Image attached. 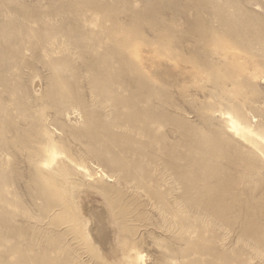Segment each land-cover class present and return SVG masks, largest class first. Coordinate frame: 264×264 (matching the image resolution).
Here are the masks:
<instances>
[{
  "label": "rangeland",
  "instance_id": "rangeland-1",
  "mask_svg": "<svg viewBox=\"0 0 264 264\" xmlns=\"http://www.w3.org/2000/svg\"><path fill=\"white\" fill-rule=\"evenodd\" d=\"M227 114L264 134V0H0V264H264Z\"/></svg>",
  "mask_w": 264,
  "mask_h": 264
},
{
  "label": "bare ground",
  "instance_id": "bare-ground-1",
  "mask_svg": "<svg viewBox=\"0 0 264 264\" xmlns=\"http://www.w3.org/2000/svg\"><path fill=\"white\" fill-rule=\"evenodd\" d=\"M225 121L227 124L228 132L231 134V137L233 139H235V141L237 143H239L240 146H242L244 149H246L249 154H252L253 157L259 159V161L261 162V164L264 168V134H263V132H260L259 130H254L251 127H247V126L243 125L236 118H234L233 116L228 115V114L225 116ZM50 157H51V161L50 162H44L43 164L46 165L50 170L54 171L55 173L60 172V173L65 174V175H71L72 177H75L76 181L81 183V185H87V184L93 182L92 176L87 171H84V170H82L76 166H72L71 164H68L64 160V158H63L64 156L62 157L58 153H52V154H50ZM255 162H257V161H255ZM47 171H48V169H47ZM62 188L67 189V187H62ZM63 189H61V190H63ZM64 192H65L64 196L67 197V199L66 200L63 199V203L66 205L65 207L71 209V211L73 212L74 221H77V224L82 228L83 234L87 238H89V237L91 238V236L93 237V235L90 234V231H92L93 233H95L94 237H96V239L98 240L99 236L97 233L99 232V228L97 229V227H99L100 225L102 226V223L100 225L98 223L99 222L98 216H97V215H99L98 208L93 207V205H91V203L85 207L86 211H87V209H89L87 215L91 212L89 217L91 216V214H93V216L95 215L93 225L90 226L91 230L88 232V222L84 218V213H86V212H84V207H83L84 205L82 206V204L80 202L81 196H79V195L75 196L74 195L75 193L77 194L78 192H80V189H78V187H70V188L68 187V190L67 191L64 190ZM81 195H83V194H81ZM111 211H112V208H111ZM103 213H104V211H103ZM105 217H106V215H105ZM105 217H104V219H105ZM95 223H98L97 225H99V226L96 227ZM103 229H105V228L103 227ZM95 230H97L98 232L96 231L97 232L96 233ZM103 236H105V234ZM100 240H103V239L100 238ZM100 240H99V242H100ZM104 243H106V242H104ZM143 261L144 260H143L142 255L136 257L135 259H133L131 257L129 258L127 256V259H125V264H144Z\"/></svg>",
  "mask_w": 264,
  "mask_h": 264
}]
</instances>
